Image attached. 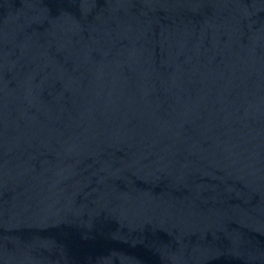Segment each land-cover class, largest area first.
I'll list each match as a JSON object with an SVG mask.
<instances>
[{"label":"water","instance_id":"obj_1","mask_svg":"<svg viewBox=\"0 0 264 264\" xmlns=\"http://www.w3.org/2000/svg\"><path fill=\"white\" fill-rule=\"evenodd\" d=\"M0 264H264V0H0Z\"/></svg>","mask_w":264,"mask_h":264}]
</instances>
